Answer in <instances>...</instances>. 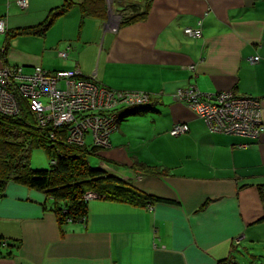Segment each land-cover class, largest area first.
Here are the masks:
<instances>
[{"label":"crops","instance_id":"obj_1","mask_svg":"<svg viewBox=\"0 0 264 264\" xmlns=\"http://www.w3.org/2000/svg\"><path fill=\"white\" fill-rule=\"evenodd\" d=\"M20 1L0 0L8 30L37 25L64 2L26 0L23 8ZM114 1L112 9L126 14L135 0ZM81 21L74 8L44 37L11 39L0 69L79 70L113 90L150 94L149 104L119 110L129 114L100 164L168 203L142 207L95 199L86 221L60 226L44 192L10 184L0 200V237L9 241L0 249V264H258L264 257L249 251L264 242L258 191L264 133L259 140L212 133L174 95L194 86L206 94L251 96L261 102L264 120V0H152L146 20L116 32L108 20L86 19L82 28ZM199 22L202 38L185 33ZM5 46L6 34H0V50ZM142 107L148 110L133 114ZM182 123L190 131L171 136ZM137 163L158 167L162 175Z\"/></svg>","mask_w":264,"mask_h":264},{"label":"trees","instance_id":"obj_2","mask_svg":"<svg viewBox=\"0 0 264 264\" xmlns=\"http://www.w3.org/2000/svg\"><path fill=\"white\" fill-rule=\"evenodd\" d=\"M138 1L143 3L134 1L126 6L128 13L124 16L121 27L140 23L149 16L152 0ZM74 8H78L81 13V28L86 19L106 22L109 18L108 0H64L61 6L51 9L41 23L7 30L6 46L0 50V57L7 58V46L11 39L24 35L44 37L59 18L67 16ZM16 99L20 107L18 114L8 115L0 112V200L5 197L10 184L44 192L52 200L51 210L60 226L68 222L87 220L90 201L86 196L90 192L98 199L134 206L152 207L156 203H168L167 200L144 193L133 186L131 181L119 174H113L101 164L92 165L91 157L95 156L104 161L101 153L110 145L102 147L93 142L88 145V139L84 144L70 143L66 126H41L37 115L31 110L29 100L19 93H16ZM146 110V107L138 108L133 114ZM123 116L119 115L118 122ZM37 150L46 153L50 159L49 168L38 169L32 166L33 153ZM135 167L150 174L162 175L158 167L141 163H137ZM258 191L264 203V185H259ZM8 245L9 241L0 237V249ZM225 263L223 261L219 264Z\"/></svg>","mask_w":264,"mask_h":264},{"label":"built area","instance_id":"obj_3","mask_svg":"<svg viewBox=\"0 0 264 264\" xmlns=\"http://www.w3.org/2000/svg\"><path fill=\"white\" fill-rule=\"evenodd\" d=\"M111 1L108 0L109 18L106 24L116 32L124 13L118 11L112 15ZM20 5L26 8L27 1L21 0ZM202 26L203 23L199 22L198 27L187 28L185 33L202 38ZM7 30L6 21L0 18V34H6ZM61 56L66 57V53H61ZM259 60L258 56L250 59L252 63ZM24 71L20 66L0 69V112L18 114L20 107L16 93H19L29 100L41 126H66L70 143L84 144L91 136L94 144L108 147L111 134L118 130L119 110L147 105L152 99L144 92L113 90L100 83L96 75L86 77L79 70L48 72L42 67H35L31 74ZM174 99L192 109L212 133L252 140H259L264 133L261 102L251 96L232 91L206 94L190 86L179 90ZM189 131V125L182 123L175 125L169 134L178 137ZM104 168L112 172L110 168ZM86 198L89 201L97 199L91 192Z\"/></svg>","mask_w":264,"mask_h":264},{"label":"rangeland","instance_id":"obj_4","mask_svg":"<svg viewBox=\"0 0 264 264\" xmlns=\"http://www.w3.org/2000/svg\"><path fill=\"white\" fill-rule=\"evenodd\" d=\"M134 1V0H133ZM135 1H138V0H135ZM109 3V2H108ZM113 3H115V1H111L110 3V6L112 8V6L114 5ZM113 12H118V11H115V9H112ZM124 13V16L126 15L125 12ZM127 13V12H126ZM206 93V92H205ZM209 93V92H208ZM211 93V92H210ZM211 94H214V93H211ZM147 116L149 117H152V116H156L155 113L153 112H148ZM186 135V134H185ZM93 142V139L91 136L88 137V145H91ZM92 165L94 166H97L99 165L102 161L98 158V157H91L90 159ZM103 164V163H102ZM32 166L34 168H38V169H41V168H49L50 167V159L47 157L46 153L42 150H37L33 153V157H32ZM104 167H106L104 164H103ZM111 167V166H110ZM114 168V167H112ZM106 169V168H105ZM113 172V171H112ZM115 173V172H114ZM113 173V174H114ZM96 199V198H95ZM98 199V198H97ZM94 200V199H93ZM264 239V238H263ZM245 246V245H244ZM252 248L253 250H250L249 252H254L260 256H263L264 257V242L261 243H255L252 245ZM241 252L240 253H248L246 251H244L243 249H241ZM258 264H262L264 262V259H259L258 260Z\"/></svg>","mask_w":264,"mask_h":264},{"label":"bare ground","instance_id":"obj_5","mask_svg":"<svg viewBox=\"0 0 264 264\" xmlns=\"http://www.w3.org/2000/svg\"><path fill=\"white\" fill-rule=\"evenodd\" d=\"M258 100V99H257Z\"/></svg>","mask_w":264,"mask_h":264}]
</instances>
